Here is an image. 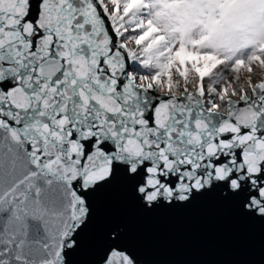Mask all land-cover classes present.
<instances>
[{"label":"snow or ice","instance_id":"obj_1","mask_svg":"<svg viewBox=\"0 0 264 264\" xmlns=\"http://www.w3.org/2000/svg\"><path fill=\"white\" fill-rule=\"evenodd\" d=\"M264 227V0H0V264H146L131 215Z\"/></svg>","mask_w":264,"mask_h":264},{"label":"water","instance_id":"obj_2","mask_svg":"<svg viewBox=\"0 0 264 264\" xmlns=\"http://www.w3.org/2000/svg\"><path fill=\"white\" fill-rule=\"evenodd\" d=\"M131 223L146 264H264V227L216 205L133 213Z\"/></svg>","mask_w":264,"mask_h":264}]
</instances>
